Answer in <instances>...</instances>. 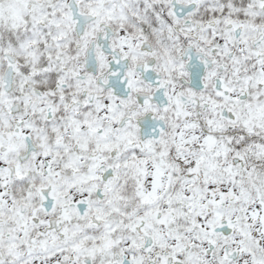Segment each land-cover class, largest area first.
I'll list each match as a JSON object with an SVG mask.
<instances>
[{
  "label": "snow or ice",
  "instance_id": "obj_1",
  "mask_svg": "<svg viewBox=\"0 0 264 264\" xmlns=\"http://www.w3.org/2000/svg\"><path fill=\"white\" fill-rule=\"evenodd\" d=\"M0 264H264V0H0Z\"/></svg>",
  "mask_w": 264,
  "mask_h": 264
}]
</instances>
